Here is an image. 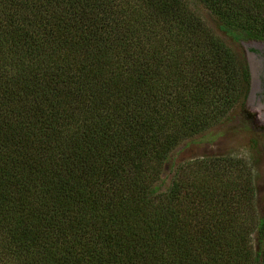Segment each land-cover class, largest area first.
Instances as JSON below:
<instances>
[{"label": "trees", "instance_id": "trees-1", "mask_svg": "<svg viewBox=\"0 0 264 264\" xmlns=\"http://www.w3.org/2000/svg\"><path fill=\"white\" fill-rule=\"evenodd\" d=\"M190 0H0V264H264L252 170L186 141L244 106L247 59ZM264 42V0H194Z\"/></svg>", "mask_w": 264, "mask_h": 264}, {"label": "rangeland", "instance_id": "rangeland-1", "mask_svg": "<svg viewBox=\"0 0 264 264\" xmlns=\"http://www.w3.org/2000/svg\"><path fill=\"white\" fill-rule=\"evenodd\" d=\"M188 5L212 32L231 47L241 63L246 58L245 48L249 41H236L226 36L220 30L217 19L202 3L190 0ZM249 94L244 106H237L221 123L189 139L174 152L169 166L162 173V190L165 191L171 183L172 165L191 159L221 162L227 168H234L237 173L246 170L247 166L253 172L257 209L260 213L264 210V107L257 99L249 101Z\"/></svg>", "mask_w": 264, "mask_h": 264}, {"label": "flooded vegetation", "instance_id": "flooded-vegetation-1", "mask_svg": "<svg viewBox=\"0 0 264 264\" xmlns=\"http://www.w3.org/2000/svg\"><path fill=\"white\" fill-rule=\"evenodd\" d=\"M245 55L248 61L251 74V87L249 101L258 100L261 107H264V42L249 41L246 44ZM254 72L258 77L256 89L254 88ZM252 92L254 96H252Z\"/></svg>", "mask_w": 264, "mask_h": 264}, {"label": "water", "instance_id": "water-1", "mask_svg": "<svg viewBox=\"0 0 264 264\" xmlns=\"http://www.w3.org/2000/svg\"><path fill=\"white\" fill-rule=\"evenodd\" d=\"M253 74H254V88L256 89L258 83V77L256 76V72H254V69H253ZM252 96H254L253 92H252Z\"/></svg>", "mask_w": 264, "mask_h": 264}]
</instances>
